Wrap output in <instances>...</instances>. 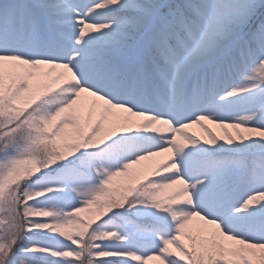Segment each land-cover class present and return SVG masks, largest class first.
<instances>
[{"label":"snow or ice","instance_id":"snow-or-ice-1","mask_svg":"<svg viewBox=\"0 0 264 264\" xmlns=\"http://www.w3.org/2000/svg\"><path fill=\"white\" fill-rule=\"evenodd\" d=\"M0 264H264V0H0Z\"/></svg>","mask_w":264,"mask_h":264}]
</instances>
